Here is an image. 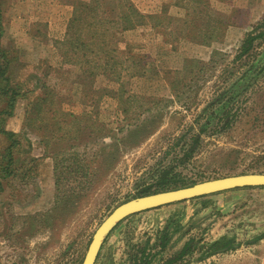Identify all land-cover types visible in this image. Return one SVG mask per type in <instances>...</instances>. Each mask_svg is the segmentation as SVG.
Wrapping results in <instances>:
<instances>
[{"label": "rangeland", "instance_id": "374dc122", "mask_svg": "<svg viewBox=\"0 0 264 264\" xmlns=\"http://www.w3.org/2000/svg\"><path fill=\"white\" fill-rule=\"evenodd\" d=\"M0 12L24 89L5 128L36 160L0 192V264H82L120 204L264 173V36L240 56L264 31V0H0ZM95 264H264V186L127 216Z\"/></svg>", "mask_w": 264, "mask_h": 264}, {"label": "water", "instance_id": "95a60500", "mask_svg": "<svg viewBox=\"0 0 264 264\" xmlns=\"http://www.w3.org/2000/svg\"><path fill=\"white\" fill-rule=\"evenodd\" d=\"M250 186H264V173H244L205 180L190 186L152 193L126 201L117 206L98 226L82 264H95L103 241L111 230L127 216L173 202Z\"/></svg>", "mask_w": 264, "mask_h": 264}, {"label": "trees", "instance_id": "16d2710c", "mask_svg": "<svg viewBox=\"0 0 264 264\" xmlns=\"http://www.w3.org/2000/svg\"><path fill=\"white\" fill-rule=\"evenodd\" d=\"M140 17H143L138 13ZM1 12H0V39L2 35L1 28ZM263 23H260L262 26ZM256 28H258L256 26ZM264 36V31L259 32L257 35L252 36L251 34L246 37L241 45V55L248 53L253 45L255 39ZM9 53L1 45L0 41V135L7 141V146L3 153H0V192L4 190V182L10 181L12 178H18L21 180L26 179L33 171L36 166V160L25 157L21 160L19 156L22 149L21 135L14 131H9L5 128L6 123L13 115L15 105L17 100L23 96V85L14 82L12 79L13 72H11V66L13 59L9 57ZM25 88V87H24ZM42 100V98H40ZM59 179L56 181L58 184ZM163 184L162 181L159 182ZM176 188V187H175ZM170 187L162 186L157 188V190L152 192H145V194H150L154 192H161L164 190H169ZM144 195V194H143ZM230 241V240H229ZM225 245L226 248L231 247L230 242ZM219 241H215L214 244H218Z\"/></svg>", "mask_w": 264, "mask_h": 264}]
</instances>
